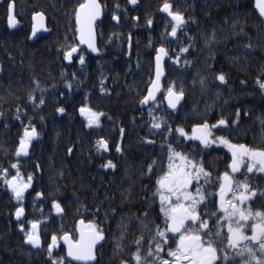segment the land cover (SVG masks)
Listing matches in <instances>:
<instances>
[{
  "label": "trees",
  "instance_id": "obj_1",
  "mask_svg": "<svg viewBox=\"0 0 264 264\" xmlns=\"http://www.w3.org/2000/svg\"><path fill=\"white\" fill-rule=\"evenodd\" d=\"M10 1L22 25L16 33L6 29ZM98 1L102 7V19L95 26L99 55L89 57L80 51L85 58L81 65L79 55L66 64L64 52L77 44L74 15L82 0H0V167L12 176L16 169L11 164L16 162L25 180L33 176L31 190L19 202L0 178V264H51L47 255L51 235L68 232L76 238L80 219L96 223L104 232L95 264H121L122 260L134 264L133 242L143 235L146 253L151 235L141 229L136 216L147 212L152 231L156 224L164 227L158 196L153 197L156 180L167 168L169 143L176 151L202 159L211 173L213 183L207 191L213 195L200 212L208 214L215 231L218 216L210 214L218 211L217 178L230 172L231 153L218 142L204 148L197 141L185 140L175 129L183 127L190 133L194 124L207 121L211 126L223 118L228 124L212 129L213 139L223 136L236 144L264 147V90L257 83L258 78L264 81V23L257 17L255 0H170L173 10L185 16L184 27L173 39L168 35L171 20L160 13L164 0H137L134 11L127 0ZM37 12L45 15L51 33L30 44L31 16ZM113 14L118 21L112 19ZM213 31L215 40L208 44ZM161 46L168 52L161 94L142 110L138 105L152 80L153 58ZM181 47L188 51L180 53ZM219 73L225 74L224 82L216 79ZM169 86L184 92L174 111L163 102ZM82 106L102 113L99 124L88 125L79 115ZM60 107L65 111L58 112ZM237 109L241 114L238 125H233ZM150 110L164 118L162 130L150 128ZM26 125L34 126L39 135L31 140L26 154L17 156ZM100 138L108 142L107 150H97ZM109 160L115 168L102 167ZM230 174L257 189L248 204L253 211L264 210L260 195L264 173H248L245 164L241 172ZM37 192L43 195L37 197ZM53 200L60 203L62 212L55 211ZM21 206L23 219L17 222L14 213ZM121 216L130 217L131 223L123 250L118 251ZM29 220L41 221L40 247L25 242ZM169 246H175L171 237ZM53 255L64 258L60 241Z\"/></svg>",
  "mask_w": 264,
  "mask_h": 264
},
{
  "label": "snow or ice",
  "instance_id": "obj_2",
  "mask_svg": "<svg viewBox=\"0 0 264 264\" xmlns=\"http://www.w3.org/2000/svg\"><path fill=\"white\" fill-rule=\"evenodd\" d=\"M130 3L136 4L137 0H130ZM119 5H117V8ZM14 5H8V23L12 26L15 22L13 15ZM255 8L258 10L259 16L264 18V0H255ZM160 11L167 13L171 17V31L169 36L178 38V29H182L185 25L184 13L178 10H173V5L170 0H164L160 7ZM101 16V5L97 0H83L75 9L76 34L79 38V44H86L93 52L99 51L95 43V25L98 17ZM43 19L42 13H34L33 19ZM113 20H119L115 14ZM134 19H136L134 17ZM149 25L152 20L147 21ZM37 27L33 24L32 34L35 35ZM215 31L211 37L206 39V43L210 44L215 40ZM191 40L192 38L189 37ZM79 44H73L64 52V60L70 61L73 59V53H78ZM251 47V45H247ZM188 47H181L180 53H186ZM168 55L167 50L161 46L157 49L156 54V79L152 80L148 88V93L140 101L141 104H147L150 100L155 103V94L159 89V78L161 76V60ZM79 62L84 64V55L79 54ZM179 63L178 58H174ZM189 61L185 60V64ZM63 74V73H62ZM75 75V74H73ZM216 79L224 82L225 74L219 73ZM68 87L71 88V83ZM201 87H205V80L201 77ZM260 88L264 90V81L257 79ZM39 86L38 82H36ZM104 89H102L103 91ZM43 91V90H41ZM183 90L174 91L172 86H169L165 99L169 108L176 109L177 104L183 97ZM29 99L35 103V98L29 94ZM40 104L44 103V98L41 96ZM19 111V108H18ZM58 112H64L65 109L60 107ZM80 113L86 116L89 126L99 124V117L102 113L94 112L87 106H82L79 109ZM241 110L237 109L236 119L232 120L233 125H238V120ZM247 115V113H244ZM152 123L151 129L162 130L164 122L163 117H156L149 111ZM19 118V117H17ZM226 119H219L216 125H227ZM264 124V121H262ZM216 125H209L207 121L202 124H194L191 134L185 131L183 127H177L175 132L185 140H198L200 145L207 148L210 144L219 143L223 145L231 153V161L228 165L232 174L239 173L242 166L246 164L247 172L252 173L254 170L264 173V147H250L247 144H236L226 137H218L213 139L211 129ZM169 133L172 129L169 127ZM123 132V129H121ZM34 126L26 125L23 135L19 139V144L16 148V155L27 153L28 146L31 140L38 136ZM107 150L108 142L103 138L97 141V150ZM168 149V164L166 170L156 180L155 197L159 199V213L163 217L164 227L156 224L155 230L152 231L151 222L148 219V213L145 212L136 216V220L143 231L151 233L147 240L148 249L144 252L143 235L136 238L133 242L135 251L132 252L131 259L134 264H264V210L253 211L248 201L257 196V189L250 186L246 181H237L229 171H225L217 178L218 188L214 195L217 198L218 211L211 213V217L218 216L216 220V230L213 231L210 226V218L206 213L201 215L200 208L203 207L210 195L207 187L211 186L212 175L205 168L203 160L197 161L189 155L176 151L171 143L167 145ZM117 152L121 151V146L117 144ZM72 149H69L71 152ZM104 168H115L116 165L111 161H107L102 165ZM11 168L16 169V174L9 176L7 168L0 167V178L3 184L11 191L12 197L16 201L24 199V193L31 186L33 176L29 174L25 180L19 171L18 164L13 162ZM149 172L153 169V165L148 166ZM193 184L195 189L193 190ZM231 194V196L229 195ZM43 194L37 192L36 196L40 197ZM260 195L264 196V192ZM52 207L57 213L63 211L61 205L56 200L52 201ZM115 210H113L114 212ZM24 214V208L17 207L15 216L19 219ZM131 223V218L121 216L118 229L121 232L117 238L116 248L118 251L123 250V240L126 238L128 226ZM29 228L25 231V242L32 245L34 248L41 246L40 236V220H29ZM18 227L24 231L25 225L20 223ZM226 227V235L224 229ZM250 229V235L248 234ZM78 238L73 237L68 232H63L62 235L53 233L47 245V255L51 259V264H65L64 258H56L53 255V250L57 248L60 240H63L67 249V257L72 261L88 264L96 259L95 248L99 241H102L105 236L102 229L94 222L87 223L80 219L77 222ZM170 237L174 240L175 246L171 247ZM167 247L166 255L164 254ZM71 264V261L68 262ZM121 264H130L128 260H122Z\"/></svg>",
  "mask_w": 264,
  "mask_h": 264
},
{
  "label": "water",
  "instance_id": "obj_3",
  "mask_svg": "<svg viewBox=\"0 0 264 264\" xmlns=\"http://www.w3.org/2000/svg\"><path fill=\"white\" fill-rule=\"evenodd\" d=\"M97 2L99 3L98 0H97ZM127 2H128L129 6H130L132 9H135V8H136L137 3H136V4H132V3H130V0H127ZM12 4H13V3H12ZM37 13H41V12H37ZM160 13H161V15H164V16L167 17L169 20H171V17H169V16L167 15V13H164V12H162V11H160ZM13 15H14V8H13ZM33 15H34V14H33ZM33 15L31 16L30 33H29V37H28V42H29L30 44L36 42V41L38 40V38H40L41 36H45V35H47V34L50 32V30L47 29V19H46L45 15L43 14V19H42V20H41L39 17H38L36 20H34V19H33ZM257 16H258V19H259L261 22H264V18H261V17L259 16L258 10H257ZM14 17H15V15H14ZM101 19H102V8H101V16L98 17L96 24H97L98 22H100ZM74 20H75V16H74ZM33 24H35L36 27H37V30H36L35 35L32 34ZM6 28H7V30H8L9 32H15V31H18V30L21 28V24L17 21L16 17H15V22L13 23V25H12V26H9V23H8V8H7V17H6ZM75 31H76V21H75ZM170 37H171V36H170ZM171 38H173V37H171ZM76 42H77V44H79V38H78V35H77V34H76ZM95 43H96V47H97L96 33H95ZM127 47H128V51H129V44H128ZM82 49L85 50V51H86V54H87L88 56H90V57H96V56L99 55V52H98V51H97V52H93L91 49L88 48V46H87L86 44H79L78 53H79V51L82 50ZM158 49H159V48H158ZM156 54H157V50H156ZM156 54H155V56H154V69H153V77H152V80L156 79V59H155ZM77 56H78L77 53H73V58H76ZM165 58H166V56H164V57L162 58V60H161V76H160V78H159V89L156 91V94H155V101L157 100V98H158V96H159V94H160V91H161V83H162V80H163V77H164L163 64H164ZM71 61H72V60H70V61H66V60H64V62H65L66 64H70ZM152 80H151L149 86L151 85ZM149 86H148V88H149ZM148 88H147V91H146V94H145V95H147V93H148ZM145 95H144V96H145ZM181 99H182V98H181ZM179 102H180V101H179ZM151 104H153V101L150 100L147 104H141V103L139 102V105H138V106H139L140 109H145V108H147L148 106H150ZM164 104H165V106H166L168 109H170V110H175V109L169 108L168 103H167V100L165 99V97H164ZM177 106H178V104H177ZM176 108H177V107H176ZM79 115H80L81 117H83V118H86V116L82 115V114L80 113V111H79ZM30 189H31L30 187L27 188V189L25 190V193L29 192ZM14 219H15L16 221H19V220L22 219V216H21L19 219H18L16 216H14ZM76 229H77V224H76ZM77 238H78V230H77ZM61 241H62L63 248H64V251H65V259H66L68 262L71 261V263H73V264H82V262L72 261L71 258L67 257V249H66V245H64L63 240H61ZM103 242H104V239H103L102 241H99V242L97 243L96 248H95V251H96L97 248H99V247L103 244ZM95 256H96V255H95ZM95 262H96V259H95L94 261H90V262H88V264H94Z\"/></svg>",
  "mask_w": 264,
  "mask_h": 264
},
{
  "label": "bare ground",
  "instance_id": "obj_4",
  "mask_svg": "<svg viewBox=\"0 0 264 264\" xmlns=\"http://www.w3.org/2000/svg\"><path fill=\"white\" fill-rule=\"evenodd\" d=\"M9 3H13L12 1H10ZM129 5V4H128ZM130 7V6H129ZM130 9L132 10V11H134V9H132L131 7H130ZM33 15V14H32ZM48 24V23H47ZM7 29V28H6ZM47 29L48 30H50V32L47 34V35H45V36H48L50 33H51V29L48 27V25H47ZM8 31V30H7ZM9 32V31H8ZM17 31H15V32H9V33H16ZM30 33V32H29ZM45 36H41L40 38H42V37H45ZM29 37V36H28ZM40 38H38V39H40Z\"/></svg>",
  "mask_w": 264,
  "mask_h": 264
},
{
  "label": "rangeland",
  "instance_id": "obj_5",
  "mask_svg": "<svg viewBox=\"0 0 264 264\" xmlns=\"http://www.w3.org/2000/svg\"><path fill=\"white\" fill-rule=\"evenodd\" d=\"M216 125V124H215ZM219 126H221V125H216V127H213L212 129H214V128H217V127H219ZM211 129V130H212ZM192 131V130H191ZM189 134H191V132L189 133ZM188 140H191V139H188ZM193 141H197V142H199L198 140H193ZM227 149V148H226ZM228 150V149H227ZM21 154H24V153H21ZM195 189V184H193V190ZM230 196H231V194H229ZM251 234V233H250ZM249 234V235H250Z\"/></svg>",
  "mask_w": 264,
  "mask_h": 264
},
{
  "label": "flooded vegetation",
  "instance_id": "obj_6",
  "mask_svg": "<svg viewBox=\"0 0 264 264\" xmlns=\"http://www.w3.org/2000/svg\"><path fill=\"white\" fill-rule=\"evenodd\" d=\"M8 5H9V4H8ZM7 8H8V6H7ZM7 8H6V9H7ZM14 15H15V10H14ZM6 17H7V10H6ZM16 19H17V18H16ZM17 21H18V20H17ZM18 22H19V21H18ZM20 24H21V23H20ZM21 27H22V25H21ZM20 29H21V28H20ZM20 29H19V30H20ZM80 51H82V50H80ZM80 51H79V53H80ZM14 220H15V219H14ZM15 221H16V220H15Z\"/></svg>",
  "mask_w": 264,
  "mask_h": 264
}]
</instances>
